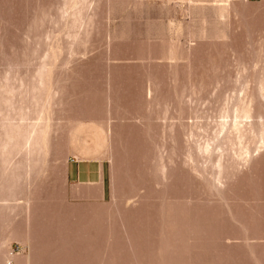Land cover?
<instances>
[{
    "label": "rangeland",
    "instance_id": "374dc122",
    "mask_svg": "<svg viewBox=\"0 0 264 264\" xmlns=\"http://www.w3.org/2000/svg\"><path fill=\"white\" fill-rule=\"evenodd\" d=\"M260 83L264 0H0V264H264Z\"/></svg>",
    "mask_w": 264,
    "mask_h": 264
},
{
    "label": "crops",
    "instance_id": "0c3cea01",
    "mask_svg": "<svg viewBox=\"0 0 264 264\" xmlns=\"http://www.w3.org/2000/svg\"><path fill=\"white\" fill-rule=\"evenodd\" d=\"M66 178L69 182L93 184L101 188L104 197L105 172L102 163H88L86 161H70Z\"/></svg>",
    "mask_w": 264,
    "mask_h": 264
},
{
    "label": "bare ground",
    "instance_id": "6f19581e",
    "mask_svg": "<svg viewBox=\"0 0 264 264\" xmlns=\"http://www.w3.org/2000/svg\"><path fill=\"white\" fill-rule=\"evenodd\" d=\"M260 84H263V86H264V83H260ZM262 86V87H263ZM261 87V86H260ZM259 87V88H260ZM259 90V89H258ZM259 92V91H258ZM263 93L264 94V88H260V93ZM261 93V94H262ZM261 98V97H260ZM236 113H235V119H237V120H240V122L242 121V120H248V121H250L249 120V118H250V113H249V111H248V105L246 106L245 104H243V103H241V102H239V103H237V105H236ZM235 111V110H234ZM235 121V120H234ZM262 132V131H261ZM259 133V135H257V138H259V140L261 141V140H263V137L264 136H262V134H263V132L262 133ZM264 135V134H263ZM10 142V141H9ZM11 143V142H10ZM6 144V143H5ZM263 144H264V141H263ZM5 146H7V145H5ZM264 147V146H263ZM10 160V159H9ZM13 160V159H12ZM3 162V161H2ZM12 162V161H11ZM4 163V162H3ZM6 163V162H5ZM15 169V168H14ZM13 169V170H14ZM4 171V170H3ZM5 171H6V168H5ZM6 199V198H5ZM4 201V200H3Z\"/></svg>",
    "mask_w": 264,
    "mask_h": 264
},
{
    "label": "built area",
    "instance_id": "2783aa9c",
    "mask_svg": "<svg viewBox=\"0 0 264 264\" xmlns=\"http://www.w3.org/2000/svg\"><path fill=\"white\" fill-rule=\"evenodd\" d=\"M249 1H258V0H249Z\"/></svg>",
    "mask_w": 264,
    "mask_h": 264
}]
</instances>
